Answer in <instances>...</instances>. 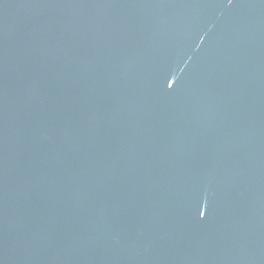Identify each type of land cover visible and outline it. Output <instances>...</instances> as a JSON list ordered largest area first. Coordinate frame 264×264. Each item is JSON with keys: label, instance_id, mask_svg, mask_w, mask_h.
I'll use <instances>...</instances> for the list:
<instances>
[{"label": "water", "instance_id": "water-1", "mask_svg": "<svg viewBox=\"0 0 264 264\" xmlns=\"http://www.w3.org/2000/svg\"><path fill=\"white\" fill-rule=\"evenodd\" d=\"M0 264H264V0H0Z\"/></svg>", "mask_w": 264, "mask_h": 264}]
</instances>
